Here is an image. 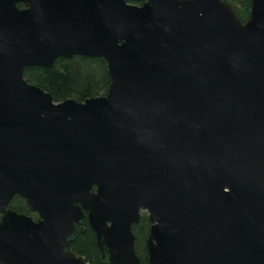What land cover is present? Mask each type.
<instances>
[{
  "label": "water",
  "instance_id": "95a60500",
  "mask_svg": "<svg viewBox=\"0 0 264 264\" xmlns=\"http://www.w3.org/2000/svg\"><path fill=\"white\" fill-rule=\"evenodd\" d=\"M75 55L105 95L25 78ZM143 211L149 264H264V0H0V264H88L86 216L103 260L143 264Z\"/></svg>",
  "mask_w": 264,
  "mask_h": 264
},
{
  "label": "trees",
  "instance_id": "16d2710c",
  "mask_svg": "<svg viewBox=\"0 0 264 264\" xmlns=\"http://www.w3.org/2000/svg\"><path fill=\"white\" fill-rule=\"evenodd\" d=\"M232 5L242 20L250 15L251 0H224ZM134 3L142 4L141 1ZM24 7V4H19ZM25 78L28 82L35 84L53 95L56 102L73 98L84 101L94 96L105 95L109 90L110 77L105 60L101 57H87L75 55L72 58L59 57L55 60L52 68L37 66L26 67ZM10 207L18 212L32 215L27 203L16 196L11 200ZM1 217V214H0ZM78 235L70 242V248L78 255L86 258L88 264H108L102 258V254L96 243V235L92 230L88 219L80 225ZM151 222L146 212H143L138 223L133 224L132 230L142 231L141 241L143 244L135 243V250L143 264H149L146 239L149 235ZM138 236H136V239Z\"/></svg>",
  "mask_w": 264,
  "mask_h": 264
},
{
  "label": "rangeland",
  "instance_id": "374dc122",
  "mask_svg": "<svg viewBox=\"0 0 264 264\" xmlns=\"http://www.w3.org/2000/svg\"><path fill=\"white\" fill-rule=\"evenodd\" d=\"M14 199V198H13ZM33 218H35V219H38V214L37 213H35V212H33V214L31 215ZM135 234H137V235H135V237L136 236H138V238L137 239H135V243L137 244V243H140V245H142L143 244V242H144V240L143 241H141V235H142V231H141V229H139L138 228V230L135 232Z\"/></svg>",
  "mask_w": 264,
  "mask_h": 264
},
{
  "label": "flooded vegetation",
  "instance_id": "af4514ba",
  "mask_svg": "<svg viewBox=\"0 0 264 264\" xmlns=\"http://www.w3.org/2000/svg\"><path fill=\"white\" fill-rule=\"evenodd\" d=\"M16 196H19V195H15L13 198H15ZM20 197H21V196H20ZM13 198H12V199H13ZM21 198H22V197H21ZM22 199H23V198H22ZM23 200H24V199H23ZM32 212H33V211H32ZM143 212H145V211H143ZM143 212H142V214H143ZM146 213H147V212H146ZM142 214H141V216H142ZM86 218H87V216H86ZM86 218H85V219H86ZM85 219H84V220H85ZM87 219H88V218H87ZM88 222H89V221H88Z\"/></svg>",
  "mask_w": 264,
  "mask_h": 264
}]
</instances>
